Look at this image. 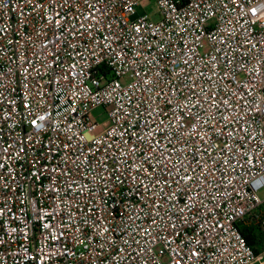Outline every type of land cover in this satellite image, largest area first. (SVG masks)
<instances>
[{"label": "built area", "instance_id": "obj_1", "mask_svg": "<svg viewBox=\"0 0 264 264\" xmlns=\"http://www.w3.org/2000/svg\"><path fill=\"white\" fill-rule=\"evenodd\" d=\"M262 190L264 0H0V264H264Z\"/></svg>", "mask_w": 264, "mask_h": 264}, {"label": "rangeland", "instance_id": "obj_2", "mask_svg": "<svg viewBox=\"0 0 264 264\" xmlns=\"http://www.w3.org/2000/svg\"><path fill=\"white\" fill-rule=\"evenodd\" d=\"M140 15H149L151 18L156 19L154 3H150L145 7H137L135 17ZM107 111L105 107H100L91 113L92 119L99 125V133H102L110 125L111 120ZM260 197L264 200V190L260 192Z\"/></svg>", "mask_w": 264, "mask_h": 264}, {"label": "trees", "instance_id": "obj_3", "mask_svg": "<svg viewBox=\"0 0 264 264\" xmlns=\"http://www.w3.org/2000/svg\"><path fill=\"white\" fill-rule=\"evenodd\" d=\"M240 231L256 253L259 252L261 246L264 247V228L241 224Z\"/></svg>", "mask_w": 264, "mask_h": 264}, {"label": "crops", "instance_id": "obj_4", "mask_svg": "<svg viewBox=\"0 0 264 264\" xmlns=\"http://www.w3.org/2000/svg\"><path fill=\"white\" fill-rule=\"evenodd\" d=\"M262 249H264V247H260V250H259V252H260Z\"/></svg>", "mask_w": 264, "mask_h": 264}]
</instances>
